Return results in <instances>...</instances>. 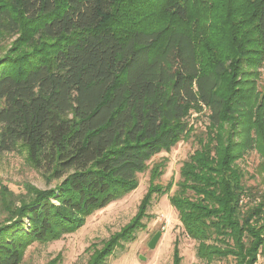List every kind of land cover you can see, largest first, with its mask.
Instances as JSON below:
<instances>
[{"label": "trees", "instance_id": "16d2710c", "mask_svg": "<svg viewBox=\"0 0 264 264\" xmlns=\"http://www.w3.org/2000/svg\"><path fill=\"white\" fill-rule=\"evenodd\" d=\"M6 34L18 37L0 55V152L23 148L61 181L26 185L22 198L1 186L0 264H23L32 243L81 228L135 190L153 157L185 140L197 147L180 179L156 183L167 161L155 162L137 214L88 264H107L144 226L154 195L173 187L171 205L204 264L258 262L264 0H0ZM254 150L261 185L247 183L238 163ZM182 263L177 237L172 264Z\"/></svg>", "mask_w": 264, "mask_h": 264}, {"label": "rangeland", "instance_id": "374dc122", "mask_svg": "<svg viewBox=\"0 0 264 264\" xmlns=\"http://www.w3.org/2000/svg\"><path fill=\"white\" fill-rule=\"evenodd\" d=\"M232 4V3H230ZM191 12L194 11V1L191 3ZM203 30L201 26L200 31ZM215 32L211 29L206 32V37ZM18 35L0 36V55H3L11 47ZM260 77L258 85H264V62L259 67ZM206 117H202L199 125L203 127ZM197 147L192 140L181 141L169 152L157 154L149 162V168L138 174V187L126 193L103 208L90 214L85 224L78 230L64 235L58 240L48 242H34L25 250L23 264H48L58 260V264H88L95 250L103 247L104 242L132 221L138 212L141 199L150 185V169L155 162L166 159V168L161 178L156 181L163 187L171 180L177 182L180 179V167L182 162ZM261 162L260 154L255 150L246 153L238 163L246 172V181L252 185H261L263 175L257 172V166ZM61 179L53 178L45 167H34L28 159L25 149L0 152V191L1 186H7L15 197L27 196L26 185H33L40 189L54 188ZM170 193L154 195L152 204L149 206L146 216L143 218L144 226L136 232L130 241H121L108 258L107 264H172L174 241L180 239V251L183 257L182 264H204L196 253L197 242L185 234L179 220L176 209L171 205ZM12 198V197H11ZM7 201L4 196L0 197V219L5 216L3 202ZM160 231L162 233L155 248L148 246L151 238ZM143 255L145 259H141ZM219 264H228L225 261ZM256 264H264V255L260 256Z\"/></svg>", "mask_w": 264, "mask_h": 264}, {"label": "water", "instance_id": "95a60500", "mask_svg": "<svg viewBox=\"0 0 264 264\" xmlns=\"http://www.w3.org/2000/svg\"><path fill=\"white\" fill-rule=\"evenodd\" d=\"M162 233L160 231H158L157 233H155V235L151 238V240L148 243V246L150 248H155L157 242L159 241L160 237H161ZM141 259H145V257L143 255H140Z\"/></svg>", "mask_w": 264, "mask_h": 264}]
</instances>
